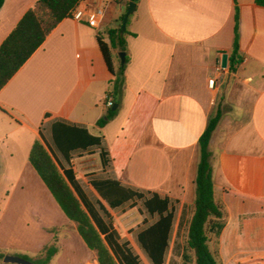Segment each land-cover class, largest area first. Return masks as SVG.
Wrapping results in <instances>:
<instances>
[{
	"label": "crops",
	"instance_id": "1",
	"mask_svg": "<svg viewBox=\"0 0 264 264\" xmlns=\"http://www.w3.org/2000/svg\"><path fill=\"white\" fill-rule=\"evenodd\" d=\"M37 1L5 0L0 46ZM107 1L83 0L80 6L98 9ZM130 1L114 0L100 29L70 17L63 20L0 91V130L7 131L0 135V158L6 150L11 157L19 153L28 158L19 174L32 176L45 199L54 198L29 162L37 140L62 173L73 170L84 191L87 182L113 179L148 199L154 194L168 199L174 212L165 255V264H170L172 237H177L182 218L196 199L199 140L220 110L209 145L215 199L227 212L219 237L220 260L264 264V7L255 0H140L127 25L130 61L123 94L114 100L119 112L100 128L97 123L107 113L106 98L115 78L98 36L110 43L108 31L117 26ZM237 13L244 61L227 85L228 62L224 81L212 89L209 80L223 55L230 60ZM120 53L113 50L117 71ZM55 123L86 129L101 138V145L70 151L66 157L53 138ZM90 152L99 159L104 177L82 182L73 158ZM91 188L90 200L96 206L102 203L112 216L111 208ZM144 212L156 218L154 223L159 220V215L151 216L145 208ZM138 235L145 264H153ZM121 243L132 250L128 240ZM183 253L184 247L179 261ZM6 255L29 257L12 251Z\"/></svg>",
	"mask_w": 264,
	"mask_h": 264
},
{
	"label": "trees",
	"instance_id": "2",
	"mask_svg": "<svg viewBox=\"0 0 264 264\" xmlns=\"http://www.w3.org/2000/svg\"><path fill=\"white\" fill-rule=\"evenodd\" d=\"M81 1L38 0L24 15L0 46V91ZM130 2L138 4L140 0ZM255 2L264 7V0H255ZM4 3L5 0H0V10ZM128 9L117 21V26L108 31L109 44L98 36L99 47L106 65L115 78L111 80L114 87L108 96L118 101L124 91L125 69L130 58L126 55L125 64L121 63L117 71L113 62V50L127 52L126 36L129 32L128 29L123 31L122 26ZM238 21L237 13L235 39L229 60L230 73H235L244 61L240 52ZM115 104L118 102L114 101ZM118 112V108L116 110H113V107L108 108L97 125L104 128L118 115ZM220 119L221 111L218 110L210 119L207 129L199 140L200 161L195 182L196 199L192 206V217L187 225L182 264H222L219 255V237L225 225L227 212L215 199L209 152V145ZM53 138L66 157L70 151L101 145V138L90 134L88 130L63 123L54 124ZM102 155L104 156V153ZM29 162L66 217L76 224L77 232L87 248L96 253L98 264H140L139 257L132 252L129 244L121 243L120 234L113 225V218L108 209L102 203L96 206L90 200L72 169L61 172L42 141L37 140L34 143ZM91 185L111 209H118L130 201L142 200L144 208L151 216L159 215L156 223L138 235V241L153 264H165L174 220V212L169 200L161 198L158 194L148 199L142 193L135 192L113 179L94 180ZM58 242V237L55 235L52 244L46 246L36 258L23 257L34 264H51L60 251ZM4 258L5 254L0 252V260Z\"/></svg>",
	"mask_w": 264,
	"mask_h": 264
},
{
	"label": "rangeland",
	"instance_id": "3",
	"mask_svg": "<svg viewBox=\"0 0 264 264\" xmlns=\"http://www.w3.org/2000/svg\"><path fill=\"white\" fill-rule=\"evenodd\" d=\"M5 131L0 130V135ZM8 142L6 146L10 148L12 145ZM10 153L8 150L3 151L0 158V252L5 254L12 251L36 258L46 246L52 244L56 235L60 251L52 264H98L96 254L81 241L76 224L66 217L55 199H45L42 190L31 180L32 176L19 174L28 158L19 153H13L11 157ZM73 159L77 176L83 177L82 182L104 177L100 161L94 153L76 155ZM84 187L88 197L93 199L90 182L84 184ZM110 211L122 241L128 240L134 253L140 257L141 264H145L137 235L154 223L156 218L144 212L142 201L128 203L123 209ZM191 217L192 207L188 213L185 212L177 237H172L174 249L170 264H182L179 259ZM1 263L3 260H0Z\"/></svg>",
	"mask_w": 264,
	"mask_h": 264
},
{
	"label": "built area",
	"instance_id": "4",
	"mask_svg": "<svg viewBox=\"0 0 264 264\" xmlns=\"http://www.w3.org/2000/svg\"><path fill=\"white\" fill-rule=\"evenodd\" d=\"M114 0H108L106 5L104 7L98 8V9H89L85 7H81V3L83 0L78 4V6L73 9L69 15L71 19H73L75 22L86 24L90 27H93L95 29H100L103 24L105 23L107 12L112 5ZM227 69L222 68V62L218 64V66L215 68V75L213 78L209 80V86L214 89L217 85L218 81H224L225 72ZM114 100L112 97L107 96L106 98V107L112 108L114 107Z\"/></svg>",
	"mask_w": 264,
	"mask_h": 264
},
{
	"label": "water",
	"instance_id": "5",
	"mask_svg": "<svg viewBox=\"0 0 264 264\" xmlns=\"http://www.w3.org/2000/svg\"><path fill=\"white\" fill-rule=\"evenodd\" d=\"M129 9L125 15V18H124V22H123V26H122V30L123 31H126L127 30V25H128V20H129V17L131 15H133L137 9V4L134 3V2H131L130 5H129ZM120 58H121V61L123 64H125V59H126V53L125 52H121L119 54ZM228 62H229V56L228 54H224L223 57H222V68L223 69H227L228 68ZM232 79V74L229 73L228 76H227V85L229 84V82L231 81ZM117 109V105H115L113 107V110H116ZM3 262L5 264H34L33 262L23 258V257H20V256H15V255H6L5 258L3 259Z\"/></svg>",
	"mask_w": 264,
	"mask_h": 264
}]
</instances>
